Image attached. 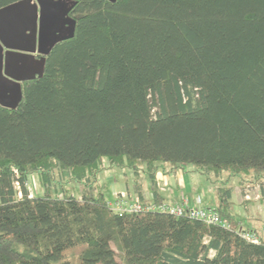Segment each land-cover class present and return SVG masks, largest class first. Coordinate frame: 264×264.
<instances>
[{
    "label": "trees",
    "instance_id": "1",
    "mask_svg": "<svg viewBox=\"0 0 264 264\" xmlns=\"http://www.w3.org/2000/svg\"><path fill=\"white\" fill-rule=\"evenodd\" d=\"M71 1L74 36L0 107V264H264L233 206L234 179L264 182V0ZM104 159L145 165L157 206V172L193 166L221 223L114 210Z\"/></svg>",
    "mask_w": 264,
    "mask_h": 264
},
{
    "label": "water",
    "instance_id": "2",
    "mask_svg": "<svg viewBox=\"0 0 264 264\" xmlns=\"http://www.w3.org/2000/svg\"><path fill=\"white\" fill-rule=\"evenodd\" d=\"M22 4L0 9V107L7 109L18 107L22 83L43 75L52 49L71 39L76 27L74 19L66 18L74 1L35 0L34 20Z\"/></svg>",
    "mask_w": 264,
    "mask_h": 264
},
{
    "label": "rangeland",
    "instance_id": "3",
    "mask_svg": "<svg viewBox=\"0 0 264 264\" xmlns=\"http://www.w3.org/2000/svg\"><path fill=\"white\" fill-rule=\"evenodd\" d=\"M180 168L182 177H187L190 175L192 185L196 186V188H198V191L201 189V192L207 194L208 196L212 186L211 182L207 179V177L197 172L193 166L184 165ZM145 172V165H142V167H140V176H138L136 174V171L128 165H125L124 167H116L112 166L107 159H104V167L99 175L98 183L100 184L101 189L105 194L106 198L110 202L113 200L115 201L117 197H120L121 194H124L130 198V195L127 191H132V195L137 197V191L135 190L136 183L138 182V180L141 182V185L146 191L149 190L151 186L149 177ZM64 176L65 177L62 188H64L65 193H72L78 195V187L75 185L74 182L69 180L67 173H65ZM227 176H229L228 173H224V178H227ZM234 182L235 183L233 184L235 197L233 198V206L236 217L242 221L248 219L249 216L260 217L261 222L264 223V182H262L263 184L259 183L257 185L250 184L248 185V187L245 188V190L240 189L237 179H234ZM28 187L32 190L33 194L40 193L42 191L41 181L37 175L30 176L28 181ZM202 193L200 195H202ZM210 196L213 197L215 195L213 193L210 194L208 200L207 198L205 199V197L203 196L206 201L204 203L206 206L211 205L209 201ZM145 202L152 203V201H149V199H146ZM242 202L249 203L242 204ZM262 228H264V225Z\"/></svg>",
    "mask_w": 264,
    "mask_h": 264
},
{
    "label": "crops",
    "instance_id": "4",
    "mask_svg": "<svg viewBox=\"0 0 264 264\" xmlns=\"http://www.w3.org/2000/svg\"><path fill=\"white\" fill-rule=\"evenodd\" d=\"M156 178H157V187H158L157 189L159 190L160 195L162 197V201L165 204L180 205L183 203L184 199H189L191 201V204H194L195 200L200 198L202 201L201 202L202 206L208 208V207H212L216 202V197L210 196L209 201L211 205L206 206L204 204L206 202L205 199L206 198L207 200L209 199V195L212 194L211 192H213L212 189H210L208 196L207 194L202 193L201 189L198 191V188L192 185V182L190 180V175L187 177H182L181 168L174 171L171 169V167L165 166L164 171L160 169L157 172ZM135 191H137L136 192L137 197L132 195V191H127L128 194L130 195V199L139 198L138 194L141 192L144 200L149 199V201H152V203L155 204L154 202L155 198L153 196L152 186H150V189L147 191L144 190L143 186L141 188V191H138L136 187ZM201 193L202 195H200ZM203 196L205 197V199ZM234 197H235V191H234L233 198ZM243 203L247 204L249 202H242V204ZM240 222H241V225L244 226L245 228L251 229V230H258V231H261V228L264 225V223L261 222L260 217H252V216H249L248 219H246L245 221L241 220Z\"/></svg>",
    "mask_w": 264,
    "mask_h": 264
},
{
    "label": "built area",
    "instance_id": "5",
    "mask_svg": "<svg viewBox=\"0 0 264 264\" xmlns=\"http://www.w3.org/2000/svg\"><path fill=\"white\" fill-rule=\"evenodd\" d=\"M201 204V199L198 198L195 200L194 204H191L189 199H185L180 205H169L164 203L163 205L157 206L154 203H144L138 198L130 199L124 194H121L120 197H117L115 201L113 200L109 202V205L116 211L138 213L143 211L160 210L169 211L174 215L181 216L184 214L185 210H189V214L193 218L200 219L208 224L221 223V218L216 211L207 210ZM224 226L228 227L229 225L224 224ZM261 232L264 233V228H262ZM242 236L253 243H259L260 241L259 236L252 231H242Z\"/></svg>",
    "mask_w": 264,
    "mask_h": 264
},
{
    "label": "flooded vegetation",
    "instance_id": "6",
    "mask_svg": "<svg viewBox=\"0 0 264 264\" xmlns=\"http://www.w3.org/2000/svg\"><path fill=\"white\" fill-rule=\"evenodd\" d=\"M34 4H35V0H30V1H27V2H24L22 4V6L28 11L29 14L33 15V19L34 20V17L36 16L37 12L35 11L36 9H34ZM71 18V19H74V17L71 16V12L68 14V16H66V18ZM67 20V19H66ZM75 20V19H74ZM68 27V25L66 24L64 28ZM37 57H40L39 54H36Z\"/></svg>",
    "mask_w": 264,
    "mask_h": 264
}]
</instances>
